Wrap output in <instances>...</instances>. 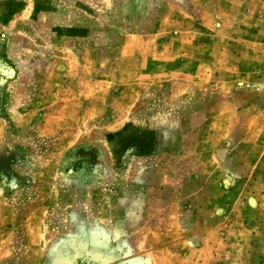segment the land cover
<instances>
[{"label":"rangeland","instance_id":"rangeland-1","mask_svg":"<svg viewBox=\"0 0 264 264\" xmlns=\"http://www.w3.org/2000/svg\"><path fill=\"white\" fill-rule=\"evenodd\" d=\"M0 52V264H110L164 243L147 157L264 62V0H0Z\"/></svg>","mask_w":264,"mask_h":264},{"label":"crops","instance_id":"crops-1","mask_svg":"<svg viewBox=\"0 0 264 264\" xmlns=\"http://www.w3.org/2000/svg\"><path fill=\"white\" fill-rule=\"evenodd\" d=\"M262 61L248 73L230 65L229 88L207 90L206 104L184 102L173 137L147 157L159 159L165 184L154 200L159 230L145 234L164 242L150 251L151 264H264Z\"/></svg>","mask_w":264,"mask_h":264},{"label":"water","instance_id":"water-1","mask_svg":"<svg viewBox=\"0 0 264 264\" xmlns=\"http://www.w3.org/2000/svg\"><path fill=\"white\" fill-rule=\"evenodd\" d=\"M110 264H151V262L149 256L147 255H136Z\"/></svg>","mask_w":264,"mask_h":264},{"label":"trees","instance_id":"trees-1","mask_svg":"<svg viewBox=\"0 0 264 264\" xmlns=\"http://www.w3.org/2000/svg\"><path fill=\"white\" fill-rule=\"evenodd\" d=\"M38 10H39V5L36 3L33 6V14H32V18L33 19L35 18L36 13L38 12ZM13 13H14V11H12V10L11 11L7 10L6 12H3V14H2V22H6ZM1 53L2 52H0V55H1Z\"/></svg>","mask_w":264,"mask_h":264}]
</instances>
